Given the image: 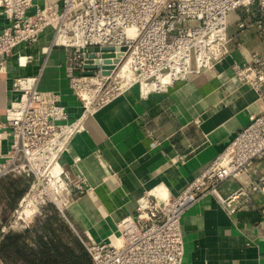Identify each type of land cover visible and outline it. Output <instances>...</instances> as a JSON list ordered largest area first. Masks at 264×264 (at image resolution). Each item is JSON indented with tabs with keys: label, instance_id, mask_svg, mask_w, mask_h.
<instances>
[{
	"label": "built area",
	"instance_id": "built-area-1",
	"mask_svg": "<svg viewBox=\"0 0 264 264\" xmlns=\"http://www.w3.org/2000/svg\"><path fill=\"white\" fill-rule=\"evenodd\" d=\"M251 6H256L254 22L238 20V37L254 28L264 45V0H0V17L6 21L0 28V78L18 47L38 44L50 34L46 53L55 48L70 51L65 72L80 106L72 118L56 94L37 89V78L14 81L22 95L8 107L6 121L0 122V180H32L19 207L39 194L42 206L53 204L65 217L60 186L73 185L82 195L87 185L81 179L71 183L61 158L85 131L86 122L135 88L147 99L214 69L230 56L231 16ZM94 48L99 52L89 51ZM244 57L232 64L231 71L264 103V50ZM262 160L264 111L252 116L212 165L177 196L144 195L135 214L117 224L113 241L84 243L93 264H183L184 215L208 196L216 197L229 214L237 212L234 203L249 204L256 194L264 200V172L255 178ZM243 178L249 182L227 199L221 197V184ZM15 213L16 220L3 233L19 221L28 228L18 209ZM261 219L264 222V206Z\"/></svg>",
	"mask_w": 264,
	"mask_h": 264
},
{
	"label": "crops",
	"instance_id": "crops-1",
	"mask_svg": "<svg viewBox=\"0 0 264 264\" xmlns=\"http://www.w3.org/2000/svg\"><path fill=\"white\" fill-rule=\"evenodd\" d=\"M238 20L242 19L231 16L230 56L214 69L147 99L136 88L127 92L90 118L62 156L71 183L81 179L87 185L82 195L73 185H61L59 192L65 218L86 243L113 241L117 224L135 214L144 195L177 196L212 165L252 116L262 114L264 103L231 71L232 64L242 62L248 52L264 50L251 29L238 37ZM5 25L0 17V28ZM50 42L48 34L38 44L18 47L7 58V73L0 78V122L6 121L8 107L22 95L13 87L17 79L37 78V89L56 94L72 118L80 113L65 72L70 51L55 48L46 53ZM21 54L26 56L23 65L17 61ZM8 146L6 139L3 149ZM263 172L264 160L257 162L255 178ZM10 181L0 180L5 186ZM248 182L247 178L228 180L219 193L227 199ZM234 206H239L237 212L229 214L216 197L208 196L184 215L183 264H264L262 195Z\"/></svg>",
	"mask_w": 264,
	"mask_h": 264
},
{
	"label": "trees",
	"instance_id": "trees-1",
	"mask_svg": "<svg viewBox=\"0 0 264 264\" xmlns=\"http://www.w3.org/2000/svg\"><path fill=\"white\" fill-rule=\"evenodd\" d=\"M31 181L22 177L19 181L11 178L8 186L0 182V261L4 264H12V260L19 264H93L85 240L69 229L66 234L61 231L64 225L52 215L53 204L41 207V216L34 219L31 227L16 233L2 232ZM57 210L54 213L59 215ZM53 220L55 225L45 229L47 222Z\"/></svg>",
	"mask_w": 264,
	"mask_h": 264
},
{
	"label": "rangeland",
	"instance_id": "rangeland-1",
	"mask_svg": "<svg viewBox=\"0 0 264 264\" xmlns=\"http://www.w3.org/2000/svg\"><path fill=\"white\" fill-rule=\"evenodd\" d=\"M256 12V6H251L249 8H240L238 9L233 15H236L238 18L246 21V22H254V15ZM254 13V14H253ZM250 31H252L254 37L256 38V30L254 28H252ZM257 39V38H256ZM14 179V178H12ZM23 207H19L18 206V213L22 214V217L25 219L26 224L29 225V227H31V225L33 224V220L40 215V209L42 207L41 205V197L39 194H35L32 195L30 198H27L26 201L23 203L22 205ZM53 210V211H52ZM52 215H56L57 219L61 221L62 225H64L62 227V232L66 234L67 230L69 229L71 232L75 233L73 231V229L71 228L70 224L68 223L67 219L58 212L57 207L54 205V207L52 206ZM55 210H57L58 214H55L54 212H56ZM24 211V212H23ZM23 212V213H22ZM18 214L15 213V211H13L11 214H9V218H8V223L7 226L8 227L10 224L14 223V221L16 220ZM32 222H29V221ZM31 223V224H30ZM56 221L53 220V222H47L46 226L44 227L45 229H50V227H52L51 224L55 225ZM21 225H25V223H22L21 221H19L18 225L14 224V227L11 228L9 231H11L12 233H16V232H20L25 230L24 228L21 227ZM51 225V226H50ZM55 227V226H54ZM0 264H4L0 261ZM12 264H19L15 261L12 260Z\"/></svg>",
	"mask_w": 264,
	"mask_h": 264
},
{
	"label": "water",
	"instance_id": "water-1",
	"mask_svg": "<svg viewBox=\"0 0 264 264\" xmlns=\"http://www.w3.org/2000/svg\"><path fill=\"white\" fill-rule=\"evenodd\" d=\"M89 51H95V52H99V49L98 48H94V49H89ZM104 52H107V51H112V49H104L103 50ZM104 57H108V56H110V55H103ZM109 61H107V63H108ZM87 70H94V69H96V67H93V66H86L85 67ZM105 74H108V73H105Z\"/></svg>",
	"mask_w": 264,
	"mask_h": 264
},
{
	"label": "bare ground",
	"instance_id": "bare-ground-1",
	"mask_svg": "<svg viewBox=\"0 0 264 264\" xmlns=\"http://www.w3.org/2000/svg\"><path fill=\"white\" fill-rule=\"evenodd\" d=\"M45 50V49H44ZM24 54H21V55H18V58H17V61L21 64V65H23L24 64V59H23V57H26L25 55L23 56ZM22 62V63H21ZM25 63H26V61H25Z\"/></svg>",
	"mask_w": 264,
	"mask_h": 264
}]
</instances>
